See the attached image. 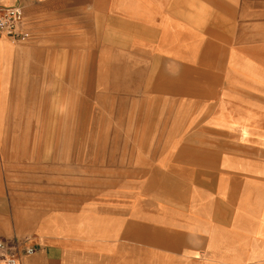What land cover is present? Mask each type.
<instances>
[{"label":"crops","instance_id":"obj_1","mask_svg":"<svg viewBox=\"0 0 264 264\" xmlns=\"http://www.w3.org/2000/svg\"><path fill=\"white\" fill-rule=\"evenodd\" d=\"M7 7L30 39L0 38V243L33 247L21 264H264V0Z\"/></svg>","mask_w":264,"mask_h":264},{"label":"built area","instance_id":"obj_2","mask_svg":"<svg viewBox=\"0 0 264 264\" xmlns=\"http://www.w3.org/2000/svg\"><path fill=\"white\" fill-rule=\"evenodd\" d=\"M24 15L20 7L0 8V38L16 44L27 43L29 33L22 30ZM34 254V248L25 243L6 246L0 243V264H21L25 257Z\"/></svg>","mask_w":264,"mask_h":264},{"label":"rangeland","instance_id":"obj_3","mask_svg":"<svg viewBox=\"0 0 264 264\" xmlns=\"http://www.w3.org/2000/svg\"><path fill=\"white\" fill-rule=\"evenodd\" d=\"M83 82L84 81H80V80H78L77 81V83H78V87H84L83 86ZM78 98V106L80 107V99L82 98L81 96H78L77 97ZM83 99V98H82ZM29 130V133H28V135L29 136H37L38 135V133H39V135H43V131H44V129H39V128H33V129H28ZM80 131H82L83 132V129H77V133L78 134H81V133H79ZM83 134V133H82Z\"/></svg>","mask_w":264,"mask_h":264}]
</instances>
